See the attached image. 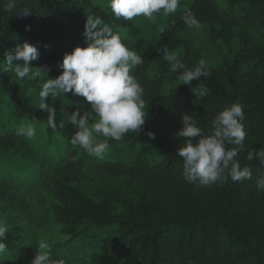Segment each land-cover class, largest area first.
<instances>
[{"label": "trees", "instance_id": "trees-1", "mask_svg": "<svg viewBox=\"0 0 264 264\" xmlns=\"http://www.w3.org/2000/svg\"><path fill=\"white\" fill-rule=\"evenodd\" d=\"M229 2L224 8L218 0H181L170 26L152 48L140 54L144 62L133 75L145 89L147 115L141 133L129 132L122 140L131 145L151 143L161 152V158L151 163L143 149L131 163L108 161L100 166L102 171L126 177L129 185L139 187L138 200L118 213L110 201L96 204L84 198L68 174L53 178V213L69 232L87 223L114 230L104 240V255L96 254L79 264H106L108 256L120 253L126 264H264V192L257 188V181L264 177V162L247 159L248 151L264 148V46L246 35L231 61L211 65L210 77L196 79L209 90L199 103H194L195 93L179 83L176 73L168 71L171 82L166 83L151 71L153 64L165 61L160 51L165 45L169 50L185 45L183 62L189 67L203 58L184 40L188 28L181 17L185 12H192L200 25L209 26L213 40L228 45L238 27L264 31V0ZM6 4L7 0H0V93L11 99L19 118L29 122L34 111L21 89L23 82L32 80L17 81L6 72V53H14L25 41L35 45L39 56L30 62L32 70L47 68L44 77L55 79L62 72L59 65L64 55L77 46H86L83 33L88 15L102 18L115 34L116 27L129 24L114 17L109 0L104 4L98 0H17L12 12L4 10ZM24 7L31 9L29 15H15ZM232 103L244 109L247 135L238 160L241 167L251 168L252 179H229L197 189L185 181L183 160L176 154L184 143V138L175 137L183 127L181 115L188 112L195 116L207 131L214 115ZM48 129L61 133L58 128ZM150 131L155 133L154 139L147 135ZM5 141L0 137L1 143Z\"/></svg>", "mask_w": 264, "mask_h": 264}, {"label": "rangeland", "instance_id": "rangeland-1", "mask_svg": "<svg viewBox=\"0 0 264 264\" xmlns=\"http://www.w3.org/2000/svg\"><path fill=\"white\" fill-rule=\"evenodd\" d=\"M98 1L101 4L106 2ZM218 1L222 2L224 8L230 5L229 0ZM172 16H164L161 11L155 23L144 17H136L129 24L116 27V32L129 49L141 54L154 46V41L170 26ZM209 31V26L200 25L199 29H188L183 37L210 65L231 61L246 35L253 36L260 46H264V31L259 27L236 28L229 45L213 40ZM169 51L184 61L185 45ZM4 67L16 80L14 72L7 65ZM168 68V64L163 61L153 64L151 71L170 83ZM31 80L23 82L24 87L21 89L23 97L34 111L30 122L29 119L19 118L11 99L0 93V137L6 140L4 144L0 142V224L9 230L2 238L6 249L0 253V264H31L38 251L37 243L41 240L50 244L55 258L65 259L66 264H79L96 254L104 255V240L114 230L87 223L77 227L73 233L69 232L53 213V178H63L68 174L73 178L72 185L78 188L84 198L96 204L110 201L113 211L121 213L128 204L138 200L141 189L129 185L126 177H114L102 171L100 166L108 161L131 163L143 149L147 159L155 163L160 160L161 152L151 143L131 145L126 140H109L110 150L102 159L88 155L83 149L73 150L69 140L77 127L67 122L68 115L77 109L86 111L90 104L84 97L72 93L55 99L49 95L46 102L55 109V122L62 134L56 131L50 133L47 123L49 113L38 109L40 85L47 79ZM199 84L198 80L193 79L191 85H185L194 93L193 89ZM62 120L65 125L61 128L59 125ZM27 125L35 127L36 134L33 137L16 134L19 127ZM2 187L5 188L4 193ZM106 264H126V258L121 253L108 256Z\"/></svg>", "mask_w": 264, "mask_h": 264}, {"label": "clouds", "instance_id": "clouds-1", "mask_svg": "<svg viewBox=\"0 0 264 264\" xmlns=\"http://www.w3.org/2000/svg\"><path fill=\"white\" fill-rule=\"evenodd\" d=\"M181 0H109L112 14L117 20L134 21L144 17L153 23L157 15L163 12L169 16L177 12ZM17 0H7L5 11L16 10ZM31 9L24 7L15 15L27 16ZM188 29H199L200 21L188 11L181 17ZM100 26V27H97ZM160 31H164L163 28ZM86 46H77L64 55L60 67L61 74L55 79L43 80L48 75L47 68L33 72L30 62L39 56L35 45L25 41L18 45L14 53H6L7 67L14 72L17 81L40 78L43 82L38 93V109L49 113L47 123L52 129L57 128L56 111L46 102L49 95L55 99L64 93L84 97L90 108L81 112L77 109L68 115L67 122L75 125L77 131L72 135L70 145L73 150L83 149L88 155L102 159L110 150L109 140L121 141L129 132L141 133L147 112L144 99L145 89L132 74L137 66L143 64L144 57L129 49L122 42L120 35L99 16L88 15L83 33ZM168 64V70L176 73V78L183 84L191 85L193 79L201 80L212 74V66L205 58L189 67L177 54L169 51L167 45L160 50ZM22 62V63H21ZM180 83V84H181ZM196 100L203 101L209 95L205 86L193 89ZM91 120V123H90ZM244 109L238 103H232L218 111L208 122L205 131L199 126L198 119L185 112L181 115L183 127L176 132L177 139L184 138L176 154L183 160V177L197 189L208 188L231 179L242 182L252 179L249 166L241 167L238 157L245 150L246 130L243 123ZM65 122H60L64 127ZM17 135L28 138L36 134L34 126H21ZM155 138L154 132H148ZM195 141V142H194ZM232 145V147H228ZM259 159L264 162V148L250 150L247 159ZM257 188L264 192V177L257 181ZM9 230L0 224V253L6 245L2 238ZM38 251L31 264H66L63 258H55L50 244L39 241Z\"/></svg>", "mask_w": 264, "mask_h": 264}]
</instances>
